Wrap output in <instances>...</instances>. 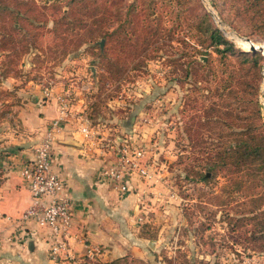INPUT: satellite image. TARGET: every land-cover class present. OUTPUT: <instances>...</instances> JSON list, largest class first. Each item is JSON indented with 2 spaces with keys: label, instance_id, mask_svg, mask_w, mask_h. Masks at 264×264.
Returning a JSON list of instances; mask_svg holds the SVG:
<instances>
[{
  "label": "rangeland",
  "instance_id": "obj_1",
  "mask_svg": "<svg viewBox=\"0 0 264 264\" xmlns=\"http://www.w3.org/2000/svg\"><path fill=\"white\" fill-rule=\"evenodd\" d=\"M52 1L0 0V155H17L20 148L30 146L24 142L25 139L29 140L28 137L32 138L30 142L34 145L32 136L36 129L29 130L19 117L23 101L29 102L31 94H46L47 90L49 94H71L72 104L76 94L86 95L89 102L94 100L92 95L96 94L98 102L94 105V111H91V118L106 129L111 128L116 138L110 135V143L118 146L117 152L124 145L132 150L134 146L143 144L150 175L147 179L134 178L133 181L139 186L136 187L137 195H133L134 200L131 201L138 202L140 207L136 213L139 214L137 221L132 223L135 230L131 231L140 238L148 239L140 244L145 252L143 257L129 252L123 257L106 261L102 253L93 258L86 254L76 264H213L216 261L221 264H264V252L244 249L231 243L229 234L232 224L221 221L223 208L209 207V212L217 211L211 215L214 220L211 226H202L200 220H204V213L194 211L193 219H197L193 220L185 211L187 204L200 202L201 192L205 191L209 195L212 191L222 193L225 180L221 177L219 183L206 184L193 176H187L184 165L179 163L180 154L190 153L182 150L190 144L186 134L189 120L185 112L194 104L193 98L197 94H190L195 85L193 78H183L179 71H175L179 50L184 47L185 61L194 56V46L210 54V57L218 56L213 47L200 43L192 34L195 32L198 12L209 15L213 12L217 16L211 15L213 24L237 49L258 53L261 65L257 97L264 122V30L255 29L237 13L232 16L224 10L221 0H180L178 4L170 0L168 6L163 2L162 19L157 14L151 17V20L158 19L154 25V39L158 40L159 49H151L145 60L141 56L133 59L134 54L131 53L129 56L121 54L127 60L125 65H129V76L102 83L101 58L98 57L97 49L91 46L92 41L67 56L60 53L55 56V50H52L51 56L48 47L54 37L50 32L54 18V11L49 9ZM132 2L124 0V14ZM14 10L24 13L18 19L21 27L17 31L22 34L40 32L37 44L43 45L45 49L40 51L32 47L12 69V64L8 62L9 52L3 51L1 47L3 34L13 30L11 14ZM35 14H40L38 17L41 20H47L43 25L45 28L33 30L23 27L29 22L25 16ZM180 18L185 20L184 25L179 26ZM113 24L116 28L120 21ZM245 38H250L261 50L243 48ZM118 46L114 55L117 57L120 56ZM143 47L152 46L144 43ZM200 58L205 61L207 56ZM219 81L212 85L215 90L222 89ZM207 95V110L211 111L215 101L223 108L226 94ZM202 114L205 115L204 112ZM210 137V132H207V142H218L216 136ZM126 194L134 193L130 190ZM186 194L190 197H186ZM4 239V232L0 230V246Z\"/></svg>",
  "mask_w": 264,
  "mask_h": 264
},
{
  "label": "trees",
  "instance_id": "obj_2",
  "mask_svg": "<svg viewBox=\"0 0 264 264\" xmlns=\"http://www.w3.org/2000/svg\"><path fill=\"white\" fill-rule=\"evenodd\" d=\"M169 1L133 0L124 14V0H53L49 8L54 11L53 28L50 30L54 37L48 47L51 56L52 50L56 51L55 56L58 53L67 56L92 41L91 46L97 49L98 57L101 58V82L123 79L129 76V65H125L127 60L121 54L129 56L131 53L134 54L133 59L141 56L145 60L151 49H159L158 40L154 39V25L158 19L151 20V17L157 14L162 19V3L168 6ZM172 1L176 4L180 2ZM221 1L224 10L232 16L237 13L255 29L264 30V0ZM20 15L24 13L14 10L11 14L13 30L2 37L1 48L9 52L8 62L12 64V69L32 47L40 51L45 49L43 45L37 44L40 32L22 34L17 31L21 27L18 22ZM35 15H26L29 22L23 27L44 29L47 20H41L38 17L40 14ZM211 15L198 12L195 32L192 34L200 43L213 47L218 56L210 57V54L194 46V56L185 61L184 47L179 50L181 57L175 66L180 76L193 78L195 85L190 94H197L193 98L194 104L185 112L189 120L186 134L190 144L182 150L190 153L180 154L179 163L184 165L187 176H193L206 184L219 183L222 177L225 186L222 187V193L212 191L209 195L205 191L201 192L200 202L187 204L185 211L192 219L194 211L204 213V220H200L202 226H211L214 221L211 215L217 211L209 212V207L223 208L221 221L232 224L229 234L231 243L244 249L264 252V122L257 97L261 60L256 52L246 53L237 49L213 24ZM115 21H120L116 28L113 24ZM178 24L184 25L185 20L180 18ZM101 40L105 41L104 48L100 45ZM144 43L152 47L144 48ZM117 45L119 57L114 56ZM205 55L207 59L201 60L200 57ZM139 65L140 62L137 63ZM217 80H220L222 89L215 90L212 87ZM207 94H226L223 108L215 101L211 111L207 110ZM97 97L96 94L92 95L94 100L87 111V117L93 123L90 114L98 102ZM207 132H210V138L216 136L218 142H207ZM186 197L189 198V194ZM213 264L221 263L216 261Z\"/></svg>",
  "mask_w": 264,
  "mask_h": 264
},
{
  "label": "crops",
  "instance_id": "obj_3",
  "mask_svg": "<svg viewBox=\"0 0 264 264\" xmlns=\"http://www.w3.org/2000/svg\"><path fill=\"white\" fill-rule=\"evenodd\" d=\"M59 95L31 94L29 102L23 101L19 117L29 130L36 129L32 136L34 145L28 137L24 142L30 146L20 148L17 155H0V230L5 237L0 246V264H76L91 246L102 247L106 261L129 252L143 257L145 252L140 244L145 238L131 231L139 215H136L138 209L140 211L138 202H131L139 185L132 179L130 190L134 194H122L103 179L104 169L116 163L118 146L110 143V135H114L111 128L106 129L87 117L90 102L86 95L74 96L71 110L75 117L63 122L64 133L52 150L55 171L62 178L73 204L67 254L59 262H53L49 255L48 230L40 229L34 220H22L31 205L29 183L22 172L50 122L60 115ZM84 123L94 133L92 137L82 132ZM31 241L33 250L29 248Z\"/></svg>",
  "mask_w": 264,
  "mask_h": 264
},
{
  "label": "built area",
  "instance_id": "obj_4",
  "mask_svg": "<svg viewBox=\"0 0 264 264\" xmlns=\"http://www.w3.org/2000/svg\"><path fill=\"white\" fill-rule=\"evenodd\" d=\"M49 95L47 90L45 96ZM71 97V94L58 96L60 115L50 122L43 137L34 147L32 159L22 172L31 193V205L24 212L22 220H34L40 229L48 230L49 255L55 263L67 254L73 227V204L65 192L62 178L55 171L52 153L55 142L64 133L63 122L67 118L75 117L71 110ZM82 132L87 137L94 135L85 123L82 124ZM142 146L143 144H138L131 150L128 145H124L117 154L116 163L104 169L103 179L122 193L130 191L131 180L135 177L147 179L150 176L149 168ZM101 253L99 246H91L87 255L93 258Z\"/></svg>",
  "mask_w": 264,
  "mask_h": 264
},
{
  "label": "water",
  "instance_id": "obj_5",
  "mask_svg": "<svg viewBox=\"0 0 264 264\" xmlns=\"http://www.w3.org/2000/svg\"><path fill=\"white\" fill-rule=\"evenodd\" d=\"M212 15L215 17V18H217V16L212 12ZM245 40L247 41V42H251L252 43V45L250 46V49L251 50H253V51H255V50H261V48H259L258 46H255L254 45V42L250 39V38H245ZM104 40H102L101 41V46L103 47L104 46ZM29 248L31 249V250H33V248H34V244H33V241H31L30 243H29Z\"/></svg>",
  "mask_w": 264,
  "mask_h": 264
},
{
  "label": "bare ground",
  "instance_id": "obj_6",
  "mask_svg": "<svg viewBox=\"0 0 264 264\" xmlns=\"http://www.w3.org/2000/svg\"><path fill=\"white\" fill-rule=\"evenodd\" d=\"M240 40H242V39H240ZM244 43H242V47L243 48H246V49H248L251 45H252V43L251 42H247L246 40L245 41H243ZM246 42V43H245ZM248 43V44H247ZM255 45V44H254Z\"/></svg>",
  "mask_w": 264,
  "mask_h": 264
}]
</instances>
